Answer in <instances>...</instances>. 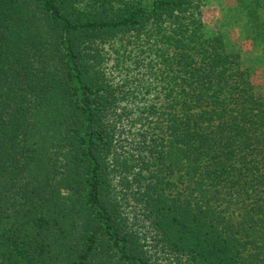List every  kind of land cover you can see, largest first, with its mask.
Listing matches in <instances>:
<instances>
[{
	"label": "trees",
	"instance_id": "trees-1",
	"mask_svg": "<svg viewBox=\"0 0 264 264\" xmlns=\"http://www.w3.org/2000/svg\"><path fill=\"white\" fill-rule=\"evenodd\" d=\"M203 6L0 0V264H264V97Z\"/></svg>",
	"mask_w": 264,
	"mask_h": 264
},
{
	"label": "rangeland",
	"instance_id": "rangeland-1",
	"mask_svg": "<svg viewBox=\"0 0 264 264\" xmlns=\"http://www.w3.org/2000/svg\"><path fill=\"white\" fill-rule=\"evenodd\" d=\"M203 20L208 36L221 34L225 37L231 52L241 53L246 67L252 72V80L258 96L264 97V52L246 38L244 28L248 21L245 11L237 6L236 0H203ZM264 19V10L261 11ZM132 143L126 144L124 151L137 156L143 148L140 133L142 126L133 127ZM145 132V131H144ZM129 155V153H127Z\"/></svg>",
	"mask_w": 264,
	"mask_h": 264
}]
</instances>
